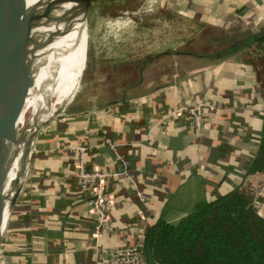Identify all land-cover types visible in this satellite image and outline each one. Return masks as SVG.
<instances>
[{
	"label": "crops",
	"instance_id": "0c3cea01",
	"mask_svg": "<svg viewBox=\"0 0 264 264\" xmlns=\"http://www.w3.org/2000/svg\"><path fill=\"white\" fill-rule=\"evenodd\" d=\"M181 1L188 14L214 26L240 22L255 34L264 31V0ZM192 63L166 74L164 83L144 79L113 104L73 105L42 129L1 244V264H108L105 249L142 242L157 221L176 223L200 201L262 181L254 183L247 170L264 116V46ZM200 101L217 106L200 130L185 115L169 116L180 103ZM105 137L118 144L129 168L106 180L116 199L114 231L96 242L89 205L75 184L77 147H92L89 168L119 171ZM258 209L264 216V193Z\"/></svg>",
	"mask_w": 264,
	"mask_h": 264
},
{
	"label": "rangeland",
	"instance_id": "374dc122",
	"mask_svg": "<svg viewBox=\"0 0 264 264\" xmlns=\"http://www.w3.org/2000/svg\"><path fill=\"white\" fill-rule=\"evenodd\" d=\"M231 24L232 28L221 33L225 38L246 31L240 22ZM206 26L209 25L169 0H93L88 17L86 69L70 108L75 104L103 106L121 100L125 96L121 94L124 84L132 72L134 77L139 74L140 66L143 79L155 78L162 83L171 71L189 70L192 60L184 54L175 55L182 51L207 53L211 40L220 33ZM164 53L169 54L163 56ZM74 87L68 92L72 94Z\"/></svg>",
	"mask_w": 264,
	"mask_h": 264
},
{
	"label": "trees",
	"instance_id": "16d2710c",
	"mask_svg": "<svg viewBox=\"0 0 264 264\" xmlns=\"http://www.w3.org/2000/svg\"><path fill=\"white\" fill-rule=\"evenodd\" d=\"M169 2L182 4L181 0ZM205 23L209 25L206 26L208 30L220 33V36L211 40L207 53L182 51L176 57H183L184 54L192 61L196 58L219 60L242 52L256 43L264 46V31L255 34L246 30L228 39L221 34L226 26ZM168 54L164 53L163 56ZM137 71V76L134 77L132 72L133 76L127 79L121 94L142 84L141 66ZM247 174L254 177V183H258L259 177H264V116L259 147ZM255 208L248 193L238 187L213 200L196 203L176 223L163 219L157 221L148 227L143 240L147 263L264 264V216Z\"/></svg>",
	"mask_w": 264,
	"mask_h": 264
},
{
	"label": "water",
	"instance_id": "95a60500",
	"mask_svg": "<svg viewBox=\"0 0 264 264\" xmlns=\"http://www.w3.org/2000/svg\"><path fill=\"white\" fill-rule=\"evenodd\" d=\"M20 0H0V248L8 224L26 183L31 162L32 149L42 129L54 118L66 113L74 102L83 81L88 55V17L93 0H52L49 10V23L56 27L51 31L50 43L66 39L75 32L77 37L84 32L88 35L86 59L81 72L79 84L72 94L52 107L53 87L59 78L62 58L74 48L68 46L56 57V63L44 91L42 87L36 92L38 104L22 114L19 107L26 76L22 74L20 82L4 94L6 75L11 70L9 47L16 39L14 26L17 21V7ZM60 59V60H59ZM49 90V92H47ZM36 96V95H35ZM64 103V106H59ZM22 115V120L20 117ZM15 175L12 177V171ZM259 211L258 208H255Z\"/></svg>",
	"mask_w": 264,
	"mask_h": 264
},
{
	"label": "bare ground",
	"instance_id": "6f19581e",
	"mask_svg": "<svg viewBox=\"0 0 264 264\" xmlns=\"http://www.w3.org/2000/svg\"><path fill=\"white\" fill-rule=\"evenodd\" d=\"M51 1L20 0L17 7L18 17L14 26L16 39L11 41L9 47L12 71L6 75L4 94L13 89L20 82L22 74H25L26 83L19 105L23 111L22 114L38 104L37 90L42 87L44 93L48 81L51 80L56 57L68 46L74 49L62 58L59 78L51 92L52 98L55 97L52 107L55 108L71 95L67 89L77 87L84 68L88 40L86 32L79 37L75 32L66 39L50 43L51 31L56 28L54 26L52 28L49 23ZM45 93L42 95L45 97L41 98V102H43L42 99L47 98ZM21 120L22 115L19 122ZM14 175L15 169L11 176Z\"/></svg>",
	"mask_w": 264,
	"mask_h": 264
},
{
	"label": "built area",
	"instance_id": "2783aa9c",
	"mask_svg": "<svg viewBox=\"0 0 264 264\" xmlns=\"http://www.w3.org/2000/svg\"><path fill=\"white\" fill-rule=\"evenodd\" d=\"M217 106L213 102L200 101L194 104L180 103L174 107L169 116L185 115L194 128L200 130L206 123L209 113L215 112ZM106 144L114 153L116 161L120 163V170L115 172H104L98 169H91L88 166L87 156L92 148L89 145H79L77 170L75 184L79 192L84 195L90 208L91 218L94 220L93 237L98 242L105 234L114 231L110 218L112 206L115 204V197L106 190V180L116 175L128 174L129 160L118 150V144L110 137L104 138ZM132 179V178H131ZM132 182L134 180L132 179ZM251 197L256 208L261 205V197L264 193V177L258 185L245 184L241 187ZM138 197L144 201L142 191L137 190ZM104 260L108 264H148L144 252L143 241H138L125 246H116L104 250Z\"/></svg>",
	"mask_w": 264,
	"mask_h": 264
}]
</instances>
